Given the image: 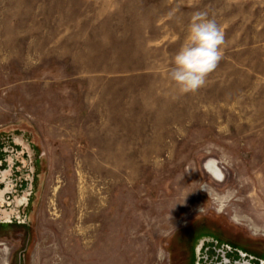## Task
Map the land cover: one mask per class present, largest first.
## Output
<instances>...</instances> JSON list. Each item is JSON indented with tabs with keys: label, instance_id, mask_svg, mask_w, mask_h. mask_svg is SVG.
Listing matches in <instances>:
<instances>
[{
	"label": "rangeland",
	"instance_id": "1",
	"mask_svg": "<svg viewBox=\"0 0 264 264\" xmlns=\"http://www.w3.org/2000/svg\"><path fill=\"white\" fill-rule=\"evenodd\" d=\"M0 190V264H264V0H0Z\"/></svg>",
	"mask_w": 264,
	"mask_h": 264
},
{
	"label": "clouds",
	"instance_id": "2",
	"mask_svg": "<svg viewBox=\"0 0 264 264\" xmlns=\"http://www.w3.org/2000/svg\"><path fill=\"white\" fill-rule=\"evenodd\" d=\"M223 43L224 35L216 21L209 19L207 13H194L188 26V41L173 58L171 80L184 92L202 87L222 58ZM201 190L207 192L206 187Z\"/></svg>",
	"mask_w": 264,
	"mask_h": 264
},
{
	"label": "water",
	"instance_id": "3",
	"mask_svg": "<svg viewBox=\"0 0 264 264\" xmlns=\"http://www.w3.org/2000/svg\"><path fill=\"white\" fill-rule=\"evenodd\" d=\"M226 261H227V260H226ZM226 261H225L224 263H227V262H228V261H227V262H226ZM224 263H223V264H224ZM236 263H237V262H236ZM236 263H234V264H236ZM232 264H233V263H232ZM239 264H254V263H251L250 261L246 260V261L240 262Z\"/></svg>",
	"mask_w": 264,
	"mask_h": 264
},
{
	"label": "bare ground",
	"instance_id": "4",
	"mask_svg": "<svg viewBox=\"0 0 264 264\" xmlns=\"http://www.w3.org/2000/svg\"><path fill=\"white\" fill-rule=\"evenodd\" d=\"M212 169V168H211ZM211 172H214V169H212L211 170ZM222 172V171H221ZM215 173V172H214ZM103 207V206H102ZM100 209V208H99ZM100 212V211H99ZM98 213V212H97ZM97 213H96V215H97ZM98 227V226H97ZM92 229V228H91ZM85 231V230H84ZM90 230H88V232H89ZM91 234V233H90ZM85 235V234H84ZM95 235V234H94ZM86 236H87V234H86ZM90 236V235H89ZM81 237V236H80ZM93 237V236H92ZM91 238V237H90ZM86 239V238H85ZM89 239V238H88ZM93 239V238H92ZM84 240V239H83ZM91 240V239H90ZM87 243H88V241H87ZM97 243V242H96ZM86 244V243H85ZM90 245V244H89ZM91 245H92V243H91ZM84 248V247H83Z\"/></svg>",
	"mask_w": 264,
	"mask_h": 264
},
{
	"label": "flooded vegetation",
	"instance_id": "5",
	"mask_svg": "<svg viewBox=\"0 0 264 264\" xmlns=\"http://www.w3.org/2000/svg\"><path fill=\"white\" fill-rule=\"evenodd\" d=\"M2 195V191L0 190V196ZM207 259H209V258H207ZM213 261V260H212ZM227 262V261H226ZM240 262H237L236 264H239ZM224 264H232L231 262H227V263H224Z\"/></svg>",
	"mask_w": 264,
	"mask_h": 264
}]
</instances>
